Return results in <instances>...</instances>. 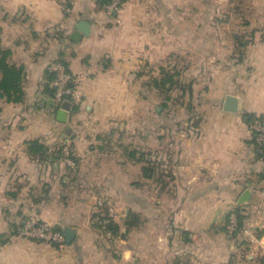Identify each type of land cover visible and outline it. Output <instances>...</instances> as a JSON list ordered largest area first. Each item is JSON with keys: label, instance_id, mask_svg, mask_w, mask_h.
<instances>
[{"label": "crops", "instance_id": "crops-1", "mask_svg": "<svg viewBox=\"0 0 264 264\" xmlns=\"http://www.w3.org/2000/svg\"><path fill=\"white\" fill-rule=\"evenodd\" d=\"M208 10L198 11V0H125L116 16L102 0H77L71 10L56 0H0V51L23 69L22 100L0 99L7 239L0 264L260 258L264 156L247 116L264 117V40L238 44L233 33L220 40L215 12ZM82 21L90 31L76 41ZM57 60L82 78L81 100L65 121L49 72ZM168 62L198 70L181 78L174 108H154L153 79ZM229 95L238 101L236 111L225 109ZM104 193L120 213L122 235L113 241L94 222ZM237 209L246 216L242 242L224 230ZM131 213L141 223L127 230L123 221ZM30 216L70 228L75 237L56 246L11 234Z\"/></svg>", "mask_w": 264, "mask_h": 264}, {"label": "rangeland", "instance_id": "rangeland-1", "mask_svg": "<svg viewBox=\"0 0 264 264\" xmlns=\"http://www.w3.org/2000/svg\"><path fill=\"white\" fill-rule=\"evenodd\" d=\"M187 7L190 8V10L188 11H191L193 9V7L191 8L190 5H187ZM208 7H209L208 11L215 12L216 28L218 26L219 31L217 29L216 30L218 31V37L220 40H224L223 39L224 36L227 34L230 35L231 33H233L232 36L233 40L235 41V43L238 44L249 45L251 43H256V42L260 43L261 40H264V0H207V2H205L204 0H198V11L203 12ZM231 17L232 20L230 21L229 18ZM224 31H226V33H224ZM188 54L190 55L191 53ZM181 65L176 66L175 64L173 65L172 62L171 63L168 62L167 67L162 68L164 75L162 74L161 71L160 75L157 74V77L154 78V74H153L154 79L163 80L168 75V77L170 76L174 77L175 82L176 80L179 81L177 82V84L173 83V85L171 83H165L166 84L165 86L168 89V95H170L171 97L170 100L167 99L165 100L163 98L160 99L159 90H157V92H153L155 94L153 96L154 108L156 107L161 108L160 106L163 105L164 103H166L165 105L167 108L169 107L174 108L176 105L175 102L176 93L181 89L183 85V83L181 82V78L184 77L185 81L186 78L191 79L195 76V72L198 70V68L196 67H187L186 64L185 65L181 64ZM154 70L157 71V69ZM172 98L174 100H172ZM1 182H3V180L1 181L0 179V183ZM1 189L3 188H0V236L3 235V191ZM100 197H107L112 205L117 206L110 195H106L105 193L101 194L100 196L97 197V200ZM230 213L227 216H229ZM97 214H101V212L98 211L95 214L94 222L97 221ZM30 217H35V216H30ZM242 234L243 232H241L240 235L242 236ZM103 236L106 237L104 234ZM235 240L242 242L240 238ZM0 246H3V243H1V241H0ZM262 254L260 255L258 254L260 258H258L253 263L251 258L247 259L246 257H238V258L235 257V261L241 258V262L243 261L242 264H264V252ZM244 260L246 262H244Z\"/></svg>", "mask_w": 264, "mask_h": 264}, {"label": "built area", "instance_id": "built-area-1", "mask_svg": "<svg viewBox=\"0 0 264 264\" xmlns=\"http://www.w3.org/2000/svg\"><path fill=\"white\" fill-rule=\"evenodd\" d=\"M63 9L71 10L77 0H56ZM125 0H106L105 10L111 14L116 15L122 11ZM120 22V19H118ZM49 72L52 73L53 78L51 85L54 89V98L57 108H61L64 102L69 101L71 104L79 102L82 97V78L74 75L69 71L67 66L62 61H53L49 65ZM255 141L258 145L264 148V117L258 118L252 124ZM66 158L71 166L76 163L69 157V152L65 151ZM98 211L101 214L97 215L96 223L106 228L112 221H118L119 212L116 206L112 205L107 197H100L97 200ZM238 231L237 215L232 211L229 215V223L227 232L234 235ZM108 237H113L111 231H107ZM19 235L28 239L44 241L52 245L61 246L65 244V236L56 226L41 220L37 217L27 218L19 230Z\"/></svg>", "mask_w": 264, "mask_h": 264}, {"label": "trees", "instance_id": "trees-1", "mask_svg": "<svg viewBox=\"0 0 264 264\" xmlns=\"http://www.w3.org/2000/svg\"><path fill=\"white\" fill-rule=\"evenodd\" d=\"M103 4L106 3V0H102ZM8 53L4 52L3 50L0 51V99H3V96L7 97V99L9 101H21L23 98V90H22V86H21V80H22V72L23 69H18L15 66H12L9 64L8 62ZM162 74L164 75L163 69H161ZM50 78H53L52 73H50ZM165 78V77H164ZM176 78V77H175ZM177 82H179L178 80H176V82L174 81V77H167L165 79H154L153 80V84L154 87L161 91L163 90V92H166L167 94V100H170L171 97L170 95H168V89L166 88V84L165 83H171L173 85V83L177 84ZM261 118V117H254L252 115H248L247 116V120L249 122L250 125H252L256 119ZM257 143V142H256ZM258 145V144H257ZM258 148L261 150L262 155L264 156V148L260 145H258ZM40 152H43V148H40ZM44 153V152H43ZM57 154L59 152H56ZM71 154V155H70ZM69 155L72 157V153H70ZM134 154V153H133ZM135 155V154H134ZM143 155V154H142ZM141 155V156H142ZM73 159L75 158L74 156L72 157ZM75 160V159H74ZM76 161V160H75ZM237 215V220H238V231L234 234V235H230L234 240L241 238V232H243L244 229V221H245V215L244 213L240 210L237 209L234 211ZM99 215V214H97ZM28 217H25L19 225L13 226L11 227V234H19V230L22 227L24 221L27 219ZM140 217L135 214V213H131L129 215V217L125 218V220L123 221L124 226L127 228V230H130L131 228L134 227H138L140 225ZM229 223V216H227L226 218V224L224 225V230L227 231V226ZM98 225V227L100 228V230L102 231V233L106 236V238L109 241H113L115 238L121 236V226L119 224V221H112L110 222L106 228H103L102 225L96 223ZM111 231L113 233V237H108L107 236V231ZM124 235V234H123ZM5 234L0 236V241L1 243H5L7 241V239L4 238ZM233 261L236 263L235 259H233Z\"/></svg>", "mask_w": 264, "mask_h": 264}, {"label": "water", "instance_id": "water-1", "mask_svg": "<svg viewBox=\"0 0 264 264\" xmlns=\"http://www.w3.org/2000/svg\"><path fill=\"white\" fill-rule=\"evenodd\" d=\"M90 31L89 23L82 21L76 26L75 31V40L78 41L83 35H88ZM71 108V102L66 101L61 106L60 110L58 111L59 119L61 121H65L67 118V112ZM238 108V101L234 96L229 95L226 99L225 109L229 111H236ZM248 193L243 195L242 200L247 198ZM59 228V227H57ZM63 234L65 236V242L70 243L73 238L75 237L74 231L70 228H66L63 230Z\"/></svg>", "mask_w": 264, "mask_h": 264}]
</instances>
